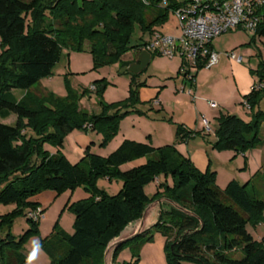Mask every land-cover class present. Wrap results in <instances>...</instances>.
<instances>
[{"label":"trees","instance_id":"1","mask_svg":"<svg viewBox=\"0 0 264 264\" xmlns=\"http://www.w3.org/2000/svg\"><path fill=\"white\" fill-rule=\"evenodd\" d=\"M163 1L166 6L161 5ZM181 3L176 0H0V118L16 116L13 126L0 123V205L15 206L11 212L0 215V264H26L27 255L21 246L38 232L39 220L28 215L39 208L37 196L46 191L59 196L77 188L89 196L69 205L74 215L73 233L56 230L40 242L51 264H103L108 243L128 224L142 217L145 207L159 197V190L192 215L176 209L162 211L154 226L115 249L113 264H119L116 258L132 243L133 255L137 256L152 230L166 238L168 264H264V240L256 241L247 230L248 226L255 228L264 223V193L261 198L250 193L248 182L240 184L233 179L220 189L214 185L213 172L198 170L189 157L170 145L154 148L149 143L126 139L105 157L91 152L88 146L76 163H71L62 153L65 137L74 131L86 132L85 124L102 133L104 147L123 117L146 113L137 108L141 104L139 90L145 82H137L138 75L127 72L128 63L122 65L130 76L129 98L119 104H101L98 115H88L79 109L77 96L68 85L64 99L53 98L51 94L44 95L45 98L32 92L41 79L51 75L62 50L79 52L86 48L94 69L120 62L127 52L139 51L141 37L149 38ZM256 16L259 22L253 35L261 37L264 7L256 11ZM135 25L141 37L139 42L131 44ZM257 73L259 88L253 87L244 97L251 120L245 122L237 115L220 113L214 126L213 149L237 154L261 144L264 64L259 65ZM182 75L187 80V73ZM13 90L25 94L17 99ZM95 90L101 91L98 87ZM26 130L33 134L27 135ZM175 137L187 142L194 134L176 125ZM45 145L57 148V152L50 154ZM141 158L145 159L144 164L121 169ZM160 175L170 178L171 185L166 181L159 183L157 192L148 197L146 186ZM99 178L119 179L120 190L114 195L105 193L97 187ZM18 215L26 217L29 228L16 238L10 227ZM236 249L242 254L240 258L228 256V252ZM136 262L137 259L121 264Z\"/></svg>","mask_w":264,"mask_h":264},{"label":"rangeland","instance_id":"2","mask_svg":"<svg viewBox=\"0 0 264 264\" xmlns=\"http://www.w3.org/2000/svg\"><path fill=\"white\" fill-rule=\"evenodd\" d=\"M176 1L181 2L183 0ZM175 27L176 19L170 12L166 24L156 28V30L166 33ZM140 37L139 28L135 25L131 44L140 41ZM146 39H148V35L141 37V41ZM212 44L215 50L221 54L219 64L211 70L204 68L191 70L193 74L199 71L196 101L198 119L192 114L191 100L188 96L176 90L180 88L179 85L184 78L182 73L178 74L180 59L170 60L167 57L156 55L147 67L138 74L137 78L147 83L148 86L144 89H147L149 97L153 98L150 102L160 110L147 109L144 114L126 115L119 121L116 133L104 147L101 146L102 133L91 130L89 124H85L87 131H82V134L94 137L93 153L100 152L101 154H109L114 151L125 138L152 143L169 141L170 146H174L178 151L189 155L198 169L213 172L214 185L220 189H224L227 183L233 179L240 184L248 182L249 192L261 198L264 193V122L259 130L261 144L249 148L243 153L235 154L228 150L217 151L208 144L206 135L201 134V118H206L214 131L213 111L208 108L206 103L209 101L215 103L218 110H223L225 113L227 111L236 113L245 122L251 120V112L249 107L244 105V97L250 93L253 87L259 88L260 86L257 70L260 64H264V35L261 37L254 36L253 32L235 29L216 37ZM1 49L0 47V52ZM229 52L241 56L243 64L241 66L234 64L227 56ZM132 56L133 51H129L122 56L120 62L108 63L94 69L92 56L86 48L79 52L62 50L59 61L54 65L51 75L41 79L32 88V92L38 96L51 94L53 98L64 99L67 96L66 85H68L70 91L77 96L75 102L78 108L87 112L88 115H98L101 112V104H119L129 98L130 76L124 72L125 68L122 64L126 63L123 59ZM95 87L101 90L100 93L96 92ZM18 92L19 90L16 93L17 96ZM157 92L159 93L154 98ZM139 100L141 104L137 107L138 109L141 110V106L144 104L148 105L147 102H141L140 92ZM156 101H160V104L155 103ZM48 104L45 102V105ZM260 109L264 111V100ZM161 111L162 113H160ZM6 122L14 124L16 119L11 116L6 119ZM182 123L194 131L193 140L190 142H180L175 137V127ZM26 133L27 135L33 134L30 130H26ZM207 137L214 138V132ZM64 145L66 152H74L73 138L65 137ZM44 149L50 154L57 152V148L50 145ZM131 163L125 164L124 168L130 167ZM165 181L169 185L172 183L170 178L160 175L155 182L146 186L145 192L148 197H152L157 192V185ZM121 185L119 179L108 181L105 178H99L97 180V187L109 195L116 194ZM159 193V197L155 200L158 202L152 204L151 207H154L157 212L160 209L159 214L162 211L172 210L173 207L167 202L168 198L164 196L162 190H159ZM73 196L71 191H66L59 196L54 194L49 198L41 195L42 198L40 199L43 206L39 205V209L43 212L40 216L38 232L28 237L22 244L21 250L24 254L28 255L34 243L40 245L41 241L51 237L56 230H63L68 234L73 233L74 215L69 209ZM14 208V205H0V215L7 214ZM137 224L131 225L121 237L125 238L133 234L137 228H140V226L136 227ZM28 228L29 224L26 217L18 215L11 224L10 233L18 238ZM247 230L256 241L264 240V223H260L255 228L248 226ZM174 235L173 232L171 240L174 239ZM149 237H152L151 240L146 239ZM146 238L139 247L137 256L133 255L132 243L121 251L116 262L121 264L122 262H134L137 259L135 264H168L165 252V236L159 231L152 230ZM136 242L139 243L140 241ZM228 256L240 258L242 254L236 249L228 252ZM34 264H51L49 257L42 248Z\"/></svg>","mask_w":264,"mask_h":264},{"label":"built area","instance_id":"3","mask_svg":"<svg viewBox=\"0 0 264 264\" xmlns=\"http://www.w3.org/2000/svg\"><path fill=\"white\" fill-rule=\"evenodd\" d=\"M162 6L166 5L163 1ZM264 7V0H183L181 5L171 11L176 19V34L153 31L145 41L139 42V51L180 59V72L187 73V80L194 82L192 69H209L218 64L220 53L213 49L212 41L230 30L242 29L255 32L259 17L256 11ZM227 56L236 63H243L241 56L234 52ZM248 108V105L244 102ZM212 109L217 105L209 102ZM202 130L212 134L213 128L206 118H201ZM38 210V212H36ZM29 217L40 220L39 208Z\"/></svg>","mask_w":264,"mask_h":264},{"label":"crops","instance_id":"4","mask_svg":"<svg viewBox=\"0 0 264 264\" xmlns=\"http://www.w3.org/2000/svg\"><path fill=\"white\" fill-rule=\"evenodd\" d=\"M166 24V23H165ZM161 32H164V31H161ZM165 33V32H164ZM166 33H170V34H176L177 33V30H176V27H175V29H171V31H168V32H166ZM144 36V35H143ZM147 40V39H146ZM145 41V40H144ZM139 42V41H138ZM212 47H213V49L215 50V47H214V45L212 44ZM141 52L140 51H136V50H133V56L132 57H130V58H127V59H123V61L124 62H126V63H128V65L130 64V63H132V62H134L136 59H137V57L139 56V54H140ZM151 59H152V55H151V57H150V61H151ZM172 60H174V59H172ZM220 60V59H219ZM149 61V62H150ZM234 62V61H233ZM218 64H219V62H218ZM217 64V65H218ZM234 64H236L237 66H241L243 63H236V62H234ZM217 65H215V66H213V67H211V68H209V69H206V70H211V69H213V68H215ZM179 68H180V65H179V67H178V74H180L179 73ZM205 69V68H204ZM198 74H199V71L196 73V74H194V82H188L186 79H184L183 78V80H181V83H180V88H177L176 90H177V92H183L184 94H186L187 96H188V98L191 100V106H192V114L194 115V117L196 118V119H198L199 118V115H198V111H197V105H196V101H197V94H198ZM135 75H138V74H135ZM138 79V81L137 82H145V81H142V80H140L139 78H137ZM148 85H147V83L145 82V86L144 87H142V88H140V90H139V92H140V99H141V102H144V103H146L147 102V104L148 105H142L141 106V110L142 111H145V110H147V109H152V110H154V111H156V110H160V108H158V107H156V106H154L151 102H150V100L151 99H153L152 97H149L150 95H148L149 94V91L147 90V89H144L145 87H147ZM17 91L18 90H13L12 91V93L14 94V96L17 98V99H20L24 94H25V91H21V90H19V92H18V96H17ZM159 92H157L155 95H154V98L156 97V95L158 94ZM149 102V103H148ZM155 103H157V104H160V101H156ZM206 103H207V106H208V108L210 109V110H212L213 112H212V114H213V117H214V120H215V124H216V118H217V116L220 114V113H225V111H223V110H218V107L216 108V109H212V108H210V106H209V101H206ZM159 112V111H158ZM160 113H162V111L160 112ZM226 114H234V115H237L236 113H230V112H228L227 111V113ZM11 116H14L15 117V119H16V116L15 115H10L9 117H11ZM238 116V115H237ZM9 117H7L6 119H8ZM239 117V116H238ZM6 119H1L0 118V123H2V124H6V125H11V126H13L16 122H14V124H11V123H9V122H6ZM186 130H190L191 132H193L194 133V131H192L190 128H188L184 123H182L181 124ZM215 126V125H214ZM201 134H203V130L201 131ZM67 137H69V138H73V147H74V152H66L65 151V145H64V143H63V147H62V149H61V151H62V153L67 157V159L71 162V163H76L77 161H79L80 159H81V157L83 156V154H84V151H85V149H86V147H90V151L91 152H93V148H92V145H95V140H94V137H92V135L90 136V135H83L82 134V131H74V132H72V133H70ZM131 140V141H136V142H139V141H137V140H135V139H130V138H125V139H123V140ZM122 140V141H123ZM193 140V138H191L190 140H188L187 142H190V141H192ZM264 140V139H263ZM121 141V142H122ZM206 141L208 142V144H210V146L212 145V143L214 142V138H211V137H207L206 136ZM74 143H75V145H74ZM141 143H149L152 147H154V148H158V147H163V146H167V145H169L170 144V142L169 141H166V142H164V141H161V142H158V143H152V142H148V141H146V142H141ZM121 144V143H120ZM119 144V145H120ZM118 145V146H119ZM264 145V144H263ZM48 145H45L44 147H47ZM180 152V151H179ZM111 153V152H110ZM109 153V154H110ZM181 154H183L184 156H187V157H189V155H187L186 153H183V152H180ZM95 154H98V155H100V156H103V157H105V156H107L108 154H101L100 152H97V153H95ZM190 159V158H189ZM191 160V159H190ZM192 161V160H191ZM145 163V159H143V158H141V159H138V160H135V161H133L132 163H131V166L130 167H128V168H124V166L125 165H123V166H121V169L122 170H127V169H129V168H132V167H134V166H137V165H141V164H144ZM192 163H193V161H192ZM194 164V163H193ZM194 166L198 169V167L194 164ZM198 170H200V169H198ZM200 171H202L203 172V170H200ZM75 193H77V194H75ZM43 194V197H45V196H48V198L49 197H51L52 195H54V193L53 192H51V191H46V192H43V193H41L39 196H37V198H36V201L37 202H39V205H41V206H43L42 205V202H41V199L40 198H42L41 197V195ZM74 195V196H73ZM72 196H73V199L70 201V204H72L73 202H76V201H78V200H82V199H86L89 195L83 190V189H80V188H77V189H75L74 191H72ZM72 198V197H71ZM69 204V205H70Z\"/></svg>","mask_w":264,"mask_h":264},{"label":"water","instance_id":"5","mask_svg":"<svg viewBox=\"0 0 264 264\" xmlns=\"http://www.w3.org/2000/svg\"><path fill=\"white\" fill-rule=\"evenodd\" d=\"M150 57L151 55L148 52L142 51L139 56L137 57V59L130 63L127 66V72L131 73V74H139L141 73L149 64L150 61ZM158 201L152 202L149 205H147L143 211L142 217L137 220L134 221L130 224H128L125 229L119 234L118 237L112 239L105 251H104V257H103V264H113L112 260H113V253L115 251V249L121 245H123L124 243H126L127 241H130L132 239H134L135 237H137L138 235L142 234L143 232L147 231L148 229H150L152 226H154L159 218V212L160 209L157 211H155L154 207H151L152 204L157 203ZM167 202L170 203V205L173 207V209L179 210L185 214H189L192 215L190 212H188L187 210L183 209L182 207H180L177 203L172 202L167 200ZM155 211V212H154ZM137 228L133 234H131L130 236H126L125 238H122V234L133 224H136Z\"/></svg>","mask_w":264,"mask_h":264},{"label":"clouds","instance_id":"6","mask_svg":"<svg viewBox=\"0 0 264 264\" xmlns=\"http://www.w3.org/2000/svg\"><path fill=\"white\" fill-rule=\"evenodd\" d=\"M42 246L39 244H33L31 251L28 253L26 257V264H34L35 260L38 257L39 252L41 251Z\"/></svg>","mask_w":264,"mask_h":264}]
</instances>
